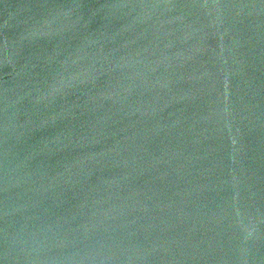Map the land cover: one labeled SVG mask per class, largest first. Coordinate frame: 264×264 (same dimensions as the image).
Here are the masks:
<instances>
[{
  "label": "water",
  "instance_id": "1",
  "mask_svg": "<svg viewBox=\"0 0 264 264\" xmlns=\"http://www.w3.org/2000/svg\"><path fill=\"white\" fill-rule=\"evenodd\" d=\"M0 264H264V0H0Z\"/></svg>",
  "mask_w": 264,
  "mask_h": 264
}]
</instances>
